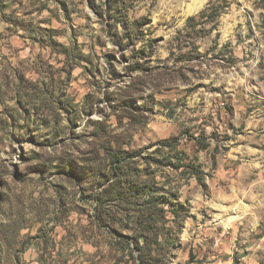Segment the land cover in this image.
Masks as SVG:
<instances>
[{"label":"rangeland","instance_id":"rangeland-1","mask_svg":"<svg viewBox=\"0 0 264 264\" xmlns=\"http://www.w3.org/2000/svg\"><path fill=\"white\" fill-rule=\"evenodd\" d=\"M102 61L118 82L159 74L169 95L136 113L143 135L100 143L104 167L44 162L66 136L119 125L94 109ZM173 106L186 114L176 129ZM94 111L108 123L77 135ZM137 260L264 264V0H0V264Z\"/></svg>","mask_w":264,"mask_h":264},{"label":"clouds","instance_id":"clouds-1","mask_svg":"<svg viewBox=\"0 0 264 264\" xmlns=\"http://www.w3.org/2000/svg\"><path fill=\"white\" fill-rule=\"evenodd\" d=\"M150 2V0H149ZM242 11V10H241ZM238 15V13H237ZM162 13L157 11L155 14V19H161ZM180 27V25H177ZM119 28V25H117ZM175 30L170 32V35H174ZM159 55V54H158ZM168 53H163L164 57H167ZM156 57H154V60ZM160 62L162 64L169 65V71H175V68L179 67L178 65H172L170 59L161 58ZM103 65V75L101 77H97L98 86L92 89L94 96L100 101V103L94 104V109L99 110L103 109L104 112L109 115L118 117L120 120L119 125L111 126L107 129V135L101 139L93 140L90 142H85L84 140H74L69 139L67 136L65 137V142L59 146H53L48 149L43 150L42 155L46 158L44 162L50 165H61L70 159H76L77 161H81L84 158L92 155L94 157L93 166H99L100 168L104 167V159L106 158H97L95 157V153L98 152L100 143L111 142L113 140H127L130 137H139L143 135V126L142 124H138L134 122V117L138 111H147L153 106V101L151 100V96L153 95H161L162 97H166L169 93H165L163 87H161L162 81L159 79V74L156 77H153L150 74H144L140 71L133 72L129 74V76L123 80V82H118L112 80L107 72V64L103 61L101 62ZM30 65V62H29ZM29 65L23 66L25 70L29 68ZM125 66L121 65L123 69ZM214 75V73H211ZM233 78H235L236 73H232ZM38 79L43 80V76H39ZM168 82V81H165ZM204 83H209L210 80L205 79ZM173 88L175 87H184L187 85H183L180 83L178 78H175L171 81ZM50 91L55 94L51 97L50 102L55 104L58 99H62L60 97V91L62 88L58 87L55 82L49 84ZM203 92V89H201ZM106 94L110 97H114V99L105 100ZM127 102L124 104L122 102ZM160 107V106H157ZM113 108L116 110L113 111ZM175 108L176 115L173 117V120L169 121V124L173 129L179 128L183 126L186 122V114L180 108L173 106ZM162 110V109H161ZM88 120L97 121L100 123H108L106 116L103 113L97 114L96 111L93 112L92 116H81L80 124L81 127L75 129L77 135L90 131L95 125H91L89 128H85L84 125ZM259 121L249 122L248 127H254L255 124H258ZM68 121L66 118L61 120V125L65 126V131H70L67 128ZM215 127V124H212L208 127V133H211ZM53 130H49V134L51 135ZM148 135H151L150 133ZM167 150L165 149V152ZM163 171H168L164 169ZM192 181H195L196 177H191ZM86 183L91 184V181H86ZM112 183L109 180V184H106L102 187L91 184V187L96 192H104L105 188H108ZM182 183V182H181ZM170 189L177 190L178 185H169ZM180 191H184V188H179ZM134 232L138 230L133 229ZM130 247H134V241L130 242ZM133 256H140L139 252H132ZM151 256H156L157 252L153 249L150 253ZM145 259H147V254L145 255ZM135 264H141V261L137 260Z\"/></svg>","mask_w":264,"mask_h":264},{"label":"trees","instance_id":"trees-1","mask_svg":"<svg viewBox=\"0 0 264 264\" xmlns=\"http://www.w3.org/2000/svg\"><path fill=\"white\" fill-rule=\"evenodd\" d=\"M115 160H116V161L119 160V156H115Z\"/></svg>","mask_w":264,"mask_h":264}]
</instances>
